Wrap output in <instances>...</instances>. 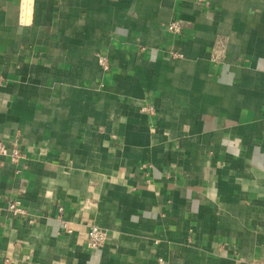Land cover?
<instances>
[{"label": "crops", "instance_id": "0c3cea01", "mask_svg": "<svg viewBox=\"0 0 264 264\" xmlns=\"http://www.w3.org/2000/svg\"><path fill=\"white\" fill-rule=\"evenodd\" d=\"M0 71V264L264 255V0H0Z\"/></svg>", "mask_w": 264, "mask_h": 264}, {"label": "built area", "instance_id": "2783aa9c", "mask_svg": "<svg viewBox=\"0 0 264 264\" xmlns=\"http://www.w3.org/2000/svg\"><path fill=\"white\" fill-rule=\"evenodd\" d=\"M167 31L172 35L180 34L182 32V25L180 20L178 18H173L172 20H170L169 23L167 24ZM172 55L177 56L180 54L177 52H173ZM221 55H222V50L216 51L213 59L217 60L218 57H221ZM99 61L104 67H106L107 64L104 57H100ZM2 80H3V76L0 71V83L2 82ZM147 110L152 111V107L148 106ZM3 156H9L13 162H17L22 155L15 143L14 144L12 143V145L8 146L6 142L0 139V159ZM8 208L11 209L14 213H18V214L25 213V210L20 206V202L18 200H14L13 202H11L8 205ZM58 216L60 215L58 214ZM60 221L63 225V228L69 231L70 229L67 226L66 221L63 219H61ZM105 240H106V230L99 225L91 224L86 233V240H85L86 246L88 248H97L102 246ZM254 264H264V255L260 257Z\"/></svg>", "mask_w": 264, "mask_h": 264}]
</instances>
